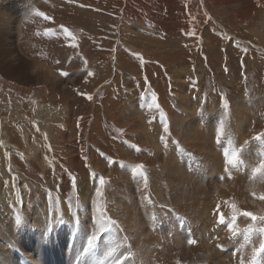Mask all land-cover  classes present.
Segmentation results:
<instances>
[{"label": "rangeland", "instance_id": "obj_1", "mask_svg": "<svg viewBox=\"0 0 264 264\" xmlns=\"http://www.w3.org/2000/svg\"><path fill=\"white\" fill-rule=\"evenodd\" d=\"M0 15V135L3 127V136L22 148L21 125L25 145L35 153L0 149V194L9 191L12 202L6 203L19 218L28 203L18 192L20 178L28 184L30 206L45 195L47 220L56 214L59 221L67 206L74 211L84 183L93 202L98 197L103 208L111 206L112 217L125 214L128 176L115 165L127 164L132 155L135 172L145 171L157 183L153 144L160 140L164 149L174 143L175 124L193 112L191 103L197 102V116L208 107L226 111L231 121L230 106L260 100L246 138L264 136V0H0ZM29 63L50 67L63 87L35 77L20 81ZM133 105L141 113L127 116ZM84 126L91 164L81 154L76 165L70 160L79 153ZM50 136L67 138L76 151L67 154L61 140Z\"/></svg>", "mask_w": 264, "mask_h": 264}, {"label": "bare ground", "instance_id": "obj_2", "mask_svg": "<svg viewBox=\"0 0 264 264\" xmlns=\"http://www.w3.org/2000/svg\"><path fill=\"white\" fill-rule=\"evenodd\" d=\"M27 62L20 61L21 66ZM29 65L26 74L16 76L20 81H34L35 77L53 88L63 87L50 67ZM246 101L240 99L230 106L235 114L231 121L226 111L209 112L207 107L197 116V102L188 105L193 112L183 123L175 124L173 131L178 136L174 143L164 149L162 141L152 143L159 170L157 183L145 171L135 172L132 167L137 163L132 155L127 164H116L115 169L128 176L123 189L126 200L121 204L127 207L123 206L125 214L115 213L118 218L112 217L111 206L102 207L98 197L93 202L91 189L84 183L77 193L78 207L74 211L64 208V216L57 222L56 214L47 220L45 195L30 206L28 184L20 178L18 192L28 202L22 218L11 213L13 207L6 203L12 202L9 191L0 194V264H264V136L246 138L257 121L253 113L261 101H249V106L243 107ZM213 103L208 101L207 105ZM139 109L133 105L127 116L139 115ZM85 126L80 127L82 142L77 151L67 138L50 136L61 140L67 154L79 152L70 160L76 165L82 162L81 154L91 164ZM145 126L141 122L140 127ZM22 128L16 126L24 145L19 148L3 136L1 127L2 151L13 148L26 157L31 155L25 145L28 134ZM66 130L69 132V127ZM37 145L36 141L33 148ZM107 173L105 168L99 171L102 176Z\"/></svg>", "mask_w": 264, "mask_h": 264}, {"label": "snow or ice", "instance_id": "obj_3", "mask_svg": "<svg viewBox=\"0 0 264 264\" xmlns=\"http://www.w3.org/2000/svg\"><path fill=\"white\" fill-rule=\"evenodd\" d=\"M193 35H195V33H192L191 36H193ZM145 79H147V77H145ZM83 95L86 96V98H87L89 94H87V93H83ZM156 98H157V97H156ZM162 115H163V113H162ZM107 159H108V160H112V162L115 163V161H113V159H112L111 157H107ZM135 167H136V165H134L132 168H135ZM92 175L95 176L94 173H92ZM74 181H75V178H73V182H74ZM98 182H99V184L101 185V193H100V195H101V197H102V196H103V188H104L105 183H106L105 178H104L103 176H99V178H98Z\"/></svg>", "mask_w": 264, "mask_h": 264}, {"label": "crops", "instance_id": "obj_4", "mask_svg": "<svg viewBox=\"0 0 264 264\" xmlns=\"http://www.w3.org/2000/svg\"><path fill=\"white\" fill-rule=\"evenodd\" d=\"M144 123L147 125V123H146V121L144 120ZM144 130V129H143ZM161 144H162V142H161Z\"/></svg>", "mask_w": 264, "mask_h": 264}]
</instances>
